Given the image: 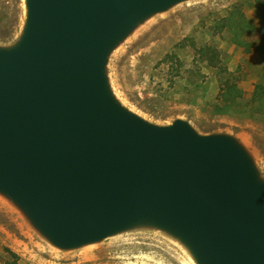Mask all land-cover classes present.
<instances>
[{
	"label": "water",
	"instance_id": "water-1",
	"mask_svg": "<svg viewBox=\"0 0 264 264\" xmlns=\"http://www.w3.org/2000/svg\"><path fill=\"white\" fill-rule=\"evenodd\" d=\"M186 0H26L0 46V194L52 245L150 228L196 264H264V175L235 136L152 123L114 93L110 54Z\"/></svg>",
	"mask_w": 264,
	"mask_h": 264
},
{
	"label": "rangeland",
	"instance_id": "rangeland-1",
	"mask_svg": "<svg viewBox=\"0 0 264 264\" xmlns=\"http://www.w3.org/2000/svg\"><path fill=\"white\" fill-rule=\"evenodd\" d=\"M232 14L250 24L240 38L227 26ZM25 19L26 0H0V46L18 41ZM107 72L130 110L158 125L184 119L201 134L233 135L264 175V0L182 1L140 24L110 54ZM227 78L242 91L234 103L222 94ZM7 249L19 264H196L181 242L150 228L59 249L0 194V263Z\"/></svg>",
	"mask_w": 264,
	"mask_h": 264
},
{
	"label": "trees",
	"instance_id": "trees-1",
	"mask_svg": "<svg viewBox=\"0 0 264 264\" xmlns=\"http://www.w3.org/2000/svg\"><path fill=\"white\" fill-rule=\"evenodd\" d=\"M237 17H239V15L232 14V16L230 17L231 22H228L227 26H228V29L230 31H232L234 34H236L240 38V37H242V34H243L244 30L249 28L250 24L247 23L248 22L247 21V22H243L245 24L244 27L240 26L238 24V22L236 21ZM210 51L213 52L214 50L210 49ZM212 66L216 67L215 65H212ZM224 71L226 73L228 72L225 69H224ZM228 74L231 75V72H228ZM222 89H224V92L222 94H223V96L225 98V101H229L230 103H234L237 98H240L242 96L241 89L237 86V84L235 82H232L229 78H227L223 82ZM7 250L9 251L10 256H9V258L6 261H4L3 263H0V264H19V256H18V254L15 253L14 251H11L10 249H7Z\"/></svg>",
	"mask_w": 264,
	"mask_h": 264
}]
</instances>
